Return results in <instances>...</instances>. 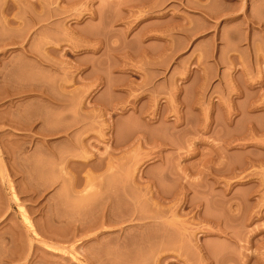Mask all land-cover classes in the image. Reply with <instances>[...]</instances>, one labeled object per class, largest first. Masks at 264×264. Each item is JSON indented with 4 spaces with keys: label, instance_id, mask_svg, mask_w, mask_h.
<instances>
[{
    "label": "rangeland",
    "instance_id": "374dc122",
    "mask_svg": "<svg viewBox=\"0 0 264 264\" xmlns=\"http://www.w3.org/2000/svg\"><path fill=\"white\" fill-rule=\"evenodd\" d=\"M0 264H264V0H0Z\"/></svg>",
    "mask_w": 264,
    "mask_h": 264
},
{
    "label": "bare ground",
    "instance_id": "6f19581e",
    "mask_svg": "<svg viewBox=\"0 0 264 264\" xmlns=\"http://www.w3.org/2000/svg\"><path fill=\"white\" fill-rule=\"evenodd\" d=\"M28 219L26 218V220L25 221H27ZM29 221V220H28ZM28 221H27V223H28ZM31 221V220H30ZM26 223V222H25ZM26 223V224H27ZM29 224V228H27L28 225ZM26 226V229H29V231H31V232H33L34 234H35V232H37L36 230H35V228H34V226L32 225V223H28ZM34 224V223H33ZM28 230H26V232H27ZM29 232H27V234H28ZM32 236V235H31ZM37 236V235H36ZM30 237V236H29ZM33 238H34V235H33ZM31 239V238H30ZM35 239V238H34ZM30 242H32V241H30ZM32 245V244H31ZM48 244H46V246H47ZM47 247H49V246H47ZM49 248H52V246H50ZM53 249V248H52ZM54 250V249H53ZM53 250H51V252L53 251ZM50 252V251H49ZM54 252V251H53ZM50 255H51V253H50ZM79 254H77L76 256L75 255H72L73 256V258L74 257H77ZM52 256V255H51ZM53 256H54V253H53ZM80 256V258H81V255H79ZM85 257V256H84ZM84 259V258H83ZM76 260V259H75ZM78 257H77V262H78ZM85 260V259H84ZM81 261V260H80ZM80 263V262H79ZM82 263V262H81ZM84 263V262H83Z\"/></svg>",
    "mask_w": 264,
    "mask_h": 264
}]
</instances>
